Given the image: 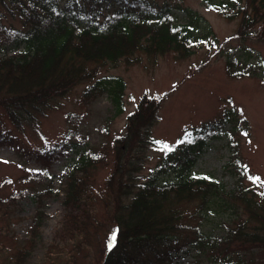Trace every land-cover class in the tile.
I'll use <instances>...</instances> for the list:
<instances>
[{
  "label": "trees",
  "instance_id": "16d2710c",
  "mask_svg": "<svg viewBox=\"0 0 264 264\" xmlns=\"http://www.w3.org/2000/svg\"><path fill=\"white\" fill-rule=\"evenodd\" d=\"M203 2L223 18L237 20L238 37L264 40V0ZM147 4L145 0H0V44L9 46L0 51V144H17L6 121L14 130L37 125L53 99L80 83H87L81 94L84 104L106 94L116 113H122L125 82L121 76L101 75L107 65L133 64L140 60L139 54L153 59L174 53L184 58L216 41L212 30L201 31L200 16L192 14L180 23L169 7L147 8ZM7 16L17 17L20 26L6 24ZM261 64L233 58L227 70L233 77L248 76ZM162 100L163 95L145 92L127 112L124 132L112 136L109 145L76 150V159L62 178L61 201L67 213L61 231L72 242L66 255L84 246L78 239L90 235L86 230L92 226L97 236L102 227H112L101 264H164L183 251L205 259L193 264H264V179H253L258 175L238 155L237 142L229 143L231 156L224 167L233 180L230 188L190 170L191 155L199 153L213 134L228 131L201 125L186 129L172 143L159 141L150 130ZM108 132L104 131L107 139ZM151 150L160 155L147 167ZM106 163L109 173L101 186H95L91 176ZM49 180L48 187L35 191V202L58 194ZM13 195L0 196V209L14 201ZM183 203L193 207L179 208ZM98 210L110 224H103ZM38 212L30 226L33 239L41 224ZM35 245L33 240L14 252L12 264H24Z\"/></svg>",
  "mask_w": 264,
  "mask_h": 264
},
{
  "label": "rangeland",
  "instance_id": "374dc122",
  "mask_svg": "<svg viewBox=\"0 0 264 264\" xmlns=\"http://www.w3.org/2000/svg\"><path fill=\"white\" fill-rule=\"evenodd\" d=\"M145 1L150 2L147 8L169 7L180 23L192 14L200 16L201 31L209 28L216 41L203 44L184 58L174 53L153 59L139 54L136 57L140 60L133 64L120 61L113 67L107 65L101 75L121 76L125 82L122 113H116L106 94L84 104L81 94L87 85L85 82L53 99L35 126L14 130L6 121L7 128L15 133L17 144H0V196L15 195L8 207L0 209V264H12L14 252L24 250L25 244L33 240L36 245L24 264H101L106 254L105 240L110 237L112 227H102L97 236V230L89 226L86 232L90 235L78 239L84 246L66 255L72 242L61 231L67 213L61 201L62 178L68 165L76 159L77 149L109 145L112 136L124 132L127 112L135 108L145 92L163 95L159 118L150 130L159 141L172 143L186 129L201 125L228 131L213 134L199 153L191 155L194 161L190 170L212 176L230 188L233 180L224 167L231 156L229 143L237 142L238 155L253 173L264 179V40L238 37L237 20L223 18L203 0ZM4 22L20 26L17 17L7 16ZM8 47L0 44V51H8ZM233 58L243 64L259 61L262 64L259 68L252 67L248 76L233 77L227 70V63ZM105 130H109L108 139ZM149 154L152 159L146 166L152 167L160 153L151 150ZM109 170L107 163L95 168L91 176L95 186L103 184ZM33 173L36 174L31 180ZM50 178V185L58 194L53 192L35 202V191L48 187ZM192 207L184 203L179 206L187 210ZM37 210H40L41 224L34 230L33 239L30 226L36 221ZM98 214V218L104 219L103 224L111 223L103 210ZM183 218L187 223V217ZM189 224L193 225L194 221ZM196 259L202 260L193 251H183L164 264H193Z\"/></svg>",
  "mask_w": 264,
  "mask_h": 264
},
{
  "label": "snow or ice",
  "instance_id": "6c2138e0",
  "mask_svg": "<svg viewBox=\"0 0 264 264\" xmlns=\"http://www.w3.org/2000/svg\"><path fill=\"white\" fill-rule=\"evenodd\" d=\"M253 179L259 181L260 180V177L259 176H256V177H253Z\"/></svg>",
  "mask_w": 264,
  "mask_h": 264
}]
</instances>
